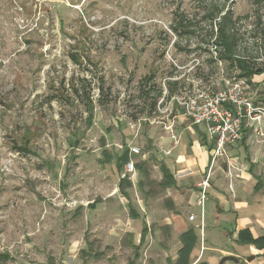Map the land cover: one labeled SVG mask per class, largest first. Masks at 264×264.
<instances>
[{
  "label": "rangeland",
  "instance_id": "obj_1",
  "mask_svg": "<svg viewBox=\"0 0 264 264\" xmlns=\"http://www.w3.org/2000/svg\"><path fill=\"white\" fill-rule=\"evenodd\" d=\"M216 6L232 11L236 53L264 65V2L0 0V264H129L135 248L123 230L151 203L170 206L182 192L183 214L204 228L195 191L209 172L206 238L233 250L237 214L213 183L259 167L245 149L212 164L204 128L176 100L238 80L211 35L220 18L206 13ZM247 83L264 104V73ZM259 140L249 139L254 151L264 150ZM165 163L177 181L168 187ZM257 183L233 190L251 201L264 190Z\"/></svg>",
  "mask_w": 264,
  "mask_h": 264
},
{
  "label": "crops",
  "instance_id": "obj_2",
  "mask_svg": "<svg viewBox=\"0 0 264 264\" xmlns=\"http://www.w3.org/2000/svg\"><path fill=\"white\" fill-rule=\"evenodd\" d=\"M252 136H255L256 140L260 139L259 141L264 148V132L259 134L249 128L245 130L241 142L228 145L226 149L239 153L245 149V152L250 154L249 161L256 164L257 168L259 167L257 175L253 177L245 173L244 178L246 180L224 176L222 179H217V183H213L214 188L219 190L218 196L221 199L227 198L225 200L228 202V210L237 214L235 226L229 230L234 243L233 250H224L206 238V222H204L205 226L202 230L193 227V221L183 214L179 205L182 192L176 190L177 192L172 195L170 206H163L161 203L160 207L159 205L155 207L152 203L149 204L142 213L136 212L138 216L132 219L134 223L130 222V225L128 224V227L123 230L124 233H129L133 238L131 244L135 248V254L131 260L134 264H264V190L261 189L254 193L255 198H252L251 201L247 197L239 198L241 197L240 191L236 193L233 190L234 183L243 188L248 180L254 186L259 177H264V150L254 151L251 148L249 139ZM165 166L171 168L166 163ZM195 192L198 198V189ZM209 196L208 192L207 200ZM230 199L231 201H229ZM221 206L225 208L223 205ZM221 206L218 205L219 211H222ZM243 209L246 211L244 215H242ZM139 219L142 220L143 224L137 222ZM151 224L154 225L153 229ZM245 230H249L253 238L263 240L260 243H244L239 240L236 242L237 237L239 238L240 233ZM230 254L235 255L237 261L219 262L222 255Z\"/></svg>",
  "mask_w": 264,
  "mask_h": 264
},
{
  "label": "built area",
  "instance_id": "obj_3",
  "mask_svg": "<svg viewBox=\"0 0 264 264\" xmlns=\"http://www.w3.org/2000/svg\"><path fill=\"white\" fill-rule=\"evenodd\" d=\"M248 89L247 81L238 79L216 92L198 90L187 98L176 99L191 123L204 128L209 144H212L210 147L212 164L228 145L242 141L246 127H252L254 131L262 134L259 124L264 120V104H257L251 100L248 97ZM130 153L141 154V148L131 145ZM125 166L129 172H135L133 160L126 162ZM211 174L207 173L197 183V203L201 206L202 224L205 221V203ZM189 218L193 220L195 216L191 215Z\"/></svg>",
  "mask_w": 264,
  "mask_h": 264
},
{
  "label": "trees",
  "instance_id": "obj_4",
  "mask_svg": "<svg viewBox=\"0 0 264 264\" xmlns=\"http://www.w3.org/2000/svg\"><path fill=\"white\" fill-rule=\"evenodd\" d=\"M255 4H262L264 0H252ZM224 8H219L216 6L215 10H208L207 17H209L213 22L220 18V21L216 22L211 28V35L215 37L214 45L217 48V45L223 47L222 51L219 53V58L228 61L232 67H235L239 73L236 76L238 79H245L247 82L251 83L252 77L255 74L264 73V65L257 66V64L253 61L246 59L245 57H241L236 53L237 50V41L233 33L230 30V22L232 21V11L228 9L225 11ZM224 12V13H223ZM216 27V28H215ZM264 30V29H263ZM264 34V33H263ZM162 93L160 92L159 95ZM157 98L153 101V105L156 106ZM90 108V112H91ZM197 126V125H196ZM205 134V133H204ZM206 138V136H204ZM203 140V139H202ZM207 140V138H206ZM205 140V141H206ZM204 141V140H203ZM209 147H212V144H209ZM125 150L124 152H126ZM123 152V153H124ZM121 157H118L121 160ZM107 160L110 161V156L107 155ZM120 166V165H119ZM163 169L164 171V181L162 185L168 187L177 183L176 178L170 172V169L167 168L164 164ZM120 189H123L125 192L124 187L122 184L119 186ZM122 187V188H121ZM257 187L264 188V183L260 180L257 183ZM126 194V193H125ZM134 218H137V213H133ZM263 239L253 238L249 230L242 231L239 236V241L244 243H260ZM129 264H134L133 261H130Z\"/></svg>",
  "mask_w": 264,
  "mask_h": 264
},
{
  "label": "water",
  "instance_id": "obj_5",
  "mask_svg": "<svg viewBox=\"0 0 264 264\" xmlns=\"http://www.w3.org/2000/svg\"><path fill=\"white\" fill-rule=\"evenodd\" d=\"M226 260H234V261H237V258L234 257V256H231V255H228V256L223 257V259H222L221 262L223 263V262H225Z\"/></svg>",
  "mask_w": 264,
  "mask_h": 264
}]
</instances>
